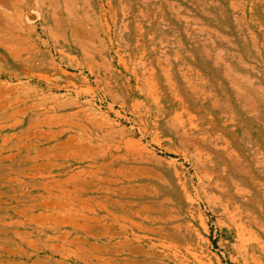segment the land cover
Wrapping results in <instances>:
<instances>
[{"label":"rangeland","instance_id":"374dc122","mask_svg":"<svg viewBox=\"0 0 264 264\" xmlns=\"http://www.w3.org/2000/svg\"><path fill=\"white\" fill-rule=\"evenodd\" d=\"M0 13V264H264V0Z\"/></svg>","mask_w":264,"mask_h":264},{"label":"bare ground","instance_id":"6f19581e","mask_svg":"<svg viewBox=\"0 0 264 264\" xmlns=\"http://www.w3.org/2000/svg\"><path fill=\"white\" fill-rule=\"evenodd\" d=\"M9 6H10V5H9ZM3 7H4V6H3ZM4 8H6V7H4ZM2 13H3V12H2ZM2 13H0V17L2 16ZM4 14H5V13H4ZM4 17H5V16H4ZM4 17H3V18H4ZM5 18H6V17H5ZM14 19H15V18H14ZM11 21H12V20H11ZM11 21H10V22H11ZM7 22H8V21H7ZM5 23H6V22H5ZM8 23H9V22H8ZM16 24H17V23H16ZM4 25H5V24H4ZM0 27L3 28L4 26L0 24ZM13 39H14V38H13ZM16 42H17V41H16ZM2 43H3V41H2ZM7 43H8V42H7ZM0 84H1V83H0ZM0 86H2V85H0ZM19 95H20V94H19ZM0 105H1V104H0ZM151 155H152V154H151ZM250 233H251V232H250ZM105 246H106V245H105Z\"/></svg>","mask_w":264,"mask_h":264}]
</instances>
